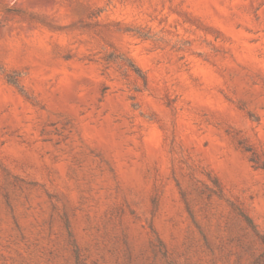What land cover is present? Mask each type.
Segmentation results:
<instances>
[{
	"label": "rangeland",
	"instance_id": "obj_1",
	"mask_svg": "<svg viewBox=\"0 0 264 264\" xmlns=\"http://www.w3.org/2000/svg\"><path fill=\"white\" fill-rule=\"evenodd\" d=\"M0 264H264V0H0Z\"/></svg>",
	"mask_w": 264,
	"mask_h": 264
}]
</instances>
